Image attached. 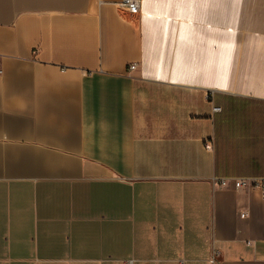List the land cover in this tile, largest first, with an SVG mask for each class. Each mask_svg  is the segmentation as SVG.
I'll use <instances>...</instances> for the list:
<instances>
[{
  "label": "crops",
  "instance_id": "0c3cea01",
  "mask_svg": "<svg viewBox=\"0 0 264 264\" xmlns=\"http://www.w3.org/2000/svg\"><path fill=\"white\" fill-rule=\"evenodd\" d=\"M121 2L0 0V264H264V0Z\"/></svg>",
  "mask_w": 264,
  "mask_h": 264
},
{
  "label": "built area",
  "instance_id": "2783aa9c",
  "mask_svg": "<svg viewBox=\"0 0 264 264\" xmlns=\"http://www.w3.org/2000/svg\"><path fill=\"white\" fill-rule=\"evenodd\" d=\"M121 11L131 15L133 17H138L142 11L141 0H122L119 4ZM136 65H131L130 70H135ZM2 71L0 70V74ZM216 111H220L217 109ZM221 187H232L237 191H257L264 198V179H250V178H238V179H220L217 182Z\"/></svg>",
  "mask_w": 264,
  "mask_h": 264
}]
</instances>
